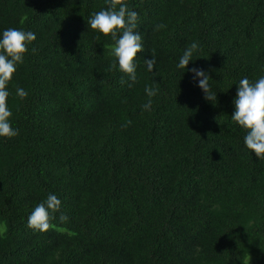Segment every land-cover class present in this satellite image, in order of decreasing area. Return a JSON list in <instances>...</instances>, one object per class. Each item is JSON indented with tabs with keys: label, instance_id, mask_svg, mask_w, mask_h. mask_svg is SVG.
Returning a JSON list of instances; mask_svg holds the SVG:
<instances>
[{
	"label": "trees",
	"instance_id": "1",
	"mask_svg": "<svg viewBox=\"0 0 264 264\" xmlns=\"http://www.w3.org/2000/svg\"><path fill=\"white\" fill-rule=\"evenodd\" d=\"M126 3L144 48L135 83L87 23L106 0H0V37L36 35L8 85L19 135L0 137V264H264V160L231 119L239 81L264 76V0ZM49 194L69 219L34 230Z\"/></svg>",
	"mask_w": 264,
	"mask_h": 264
},
{
	"label": "clouds",
	"instance_id": "2",
	"mask_svg": "<svg viewBox=\"0 0 264 264\" xmlns=\"http://www.w3.org/2000/svg\"><path fill=\"white\" fill-rule=\"evenodd\" d=\"M107 7L91 15L87 21L92 30L110 36L115 45L111 49V54L118 62L119 70L125 73L132 83L137 81L138 53L144 50L142 36L137 31L139 16L136 11L130 10L126 0H106ZM165 25H157L159 30ZM36 40V35L31 31L9 28L3 31L0 37V137L14 138L19 135L18 129L13 128L10 118L12 112L8 107V85L17 70V65L24 62V57L29 51V46ZM198 49V44L193 42L180 57L177 67L187 69L190 61H193V53ZM36 51L35 48L32 49ZM144 64L147 70L156 76L153 71L156 64L155 56L145 59ZM113 63L110 68H115ZM194 74V79L198 78V86L205 93V99L215 101L216 94L211 91L209 74L202 69H189ZM121 83H125L123 77ZM129 87L132 86L130 83ZM145 92L148 97L157 94V88L146 87ZM16 95L20 99H26L28 92L17 87ZM152 101L149 99L143 105L145 110L151 108ZM235 111L231 119L240 127L246 130L244 143L246 147L255 153L258 159L264 160V76L254 83L248 78L239 81L237 96L234 100ZM131 124L129 120L125 127ZM62 202L55 194H49L43 202L39 203L28 217V226L34 230L47 232L54 227L51 223L56 218V213H60L61 222H66L69 217L61 211Z\"/></svg>",
	"mask_w": 264,
	"mask_h": 264
}]
</instances>
